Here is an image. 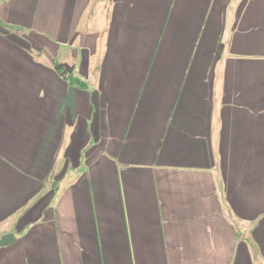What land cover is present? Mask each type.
<instances>
[{
  "label": "crops",
  "instance_id": "1",
  "mask_svg": "<svg viewBox=\"0 0 264 264\" xmlns=\"http://www.w3.org/2000/svg\"><path fill=\"white\" fill-rule=\"evenodd\" d=\"M0 24L71 49L0 26V264H264V0H0Z\"/></svg>",
  "mask_w": 264,
  "mask_h": 264
},
{
  "label": "rangeland",
  "instance_id": "2",
  "mask_svg": "<svg viewBox=\"0 0 264 264\" xmlns=\"http://www.w3.org/2000/svg\"><path fill=\"white\" fill-rule=\"evenodd\" d=\"M6 6H9V4ZM42 25L43 22L40 14V17L38 18V28H41ZM0 26L7 27H4V30L2 31V35L4 38L7 37L8 40L14 45L17 41H19L16 44V47L22 50L23 52L27 53L28 55L32 56L33 58H36V53H41L42 58L46 56V54H52L51 57L55 63H59L62 65L65 64V58H63L62 56L63 51L65 53L66 50L67 53L71 50L70 47H68L67 45L54 42L44 33H42V31L39 29H28L25 27L17 26L16 24H0ZM66 69L69 71L68 68Z\"/></svg>",
  "mask_w": 264,
  "mask_h": 264
},
{
  "label": "trees",
  "instance_id": "3",
  "mask_svg": "<svg viewBox=\"0 0 264 264\" xmlns=\"http://www.w3.org/2000/svg\"><path fill=\"white\" fill-rule=\"evenodd\" d=\"M59 71H60L61 73L67 74V72L65 71V68H64L63 66L60 68ZM70 78H71V80L74 79L73 77H70ZM76 81H78L80 85L85 86V84H84L83 82H80L78 79H76Z\"/></svg>",
  "mask_w": 264,
  "mask_h": 264
}]
</instances>
